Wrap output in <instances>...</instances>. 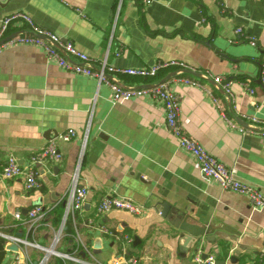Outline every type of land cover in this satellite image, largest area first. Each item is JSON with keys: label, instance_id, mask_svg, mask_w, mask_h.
I'll return each instance as SVG.
<instances>
[{"label": "crops", "instance_id": "0c3cea01", "mask_svg": "<svg viewBox=\"0 0 264 264\" xmlns=\"http://www.w3.org/2000/svg\"><path fill=\"white\" fill-rule=\"evenodd\" d=\"M16 12L72 42L94 59L95 68L104 60L136 69L178 61L200 74L184 73L181 78L205 81L201 86L172 82L181 98L180 125L208 153L235 167L241 182L264 195V135L232 130L213 98L241 126L248 127L244 116L264 120V0H153L149 5L144 0H0V25ZM18 28L25 26L10 32ZM239 28L243 35H236ZM249 38L257 44L251 45ZM113 76L123 86L146 88L171 79L175 70L146 79ZM216 77L231 81L232 102L214 83ZM111 98L107 86L61 69L40 48L17 45L0 54V169L9 156L30 166L31 156L51 140L63 156L60 163L35 168L38 189L28 191L23 177L0 178V232L50 250L62 230L55 251H74V236L65 240L63 214L55 226L52 212L36 232H31L26 214L34 206L54 211L60 205L64 213L88 131L80 183L89 194L75 227L94 261H111L119 250L118 239L129 235L133 242L128 253L139 264H194L198 252L225 264H264V209L253 208L248 197L203 177L199 164L179 148L168 129L160 102L141 97L112 104ZM69 129L76 137L63 142L60 137ZM111 192L144 208L140 216L113 211L97 219L115 238L83 226ZM15 213L22 218L16 219ZM176 214L190 224L214 221L242 236L226 249L219 236L213 243L205 238L195 242L174 226L170 217ZM17 246L26 252V264H40L46 255L37 247ZM6 252L3 264H12L18 252ZM55 259L65 264L53 255L47 264Z\"/></svg>", "mask_w": 264, "mask_h": 264}, {"label": "built area", "instance_id": "2783aa9c", "mask_svg": "<svg viewBox=\"0 0 264 264\" xmlns=\"http://www.w3.org/2000/svg\"><path fill=\"white\" fill-rule=\"evenodd\" d=\"M171 1V0H165ZM153 0H144V3L149 5ZM206 19L202 18L201 22L205 23ZM24 25L25 28H18L13 34L10 32L12 27H20ZM236 35H243V29L236 30ZM249 43L255 46L256 39L249 38ZM17 45H29L40 48L46 54L49 61L58 65L61 69L72 72L76 75H81L95 79L99 85L107 86L112 92L111 102L115 104L119 101H128L135 98L147 97L149 99L160 102L165 109V121L168 129L178 139L179 148L192 156L199 164L200 171L203 177L209 182H215L223 190L231 191L239 195L249 198L253 208L257 210L264 209V195L257 189L247 184H244L238 179L237 170L235 167H228L220 162L210 153H208L198 142L192 139L180 125V104L181 98L177 95L173 88L172 82H181L186 85L201 86L198 81H192L181 78L186 69H190L186 64L178 61L161 62L148 68H117L107 63L104 60L100 67L95 68L94 59L79 51L72 42L63 41V39L56 34L41 29L38 27L33 19L26 13L16 12L9 15L2 20L0 25V54L7 48ZM165 69H174L175 76L171 79L161 82L152 87L140 88L137 86L121 85L113 75L128 76L134 78H152L156 77L158 73ZM214 83L219 85L224 91L226 99L229 102L233 100V93L231 90V81L224 77L214 78ZM264 85V79H262ZM247 87V85H246ZM253 94V90L249 91ZM214 102L220 109L222 118L227 125L235 131L240 133H256L264 135V120L254 117H246L248 127L239 125L232 121L228 115L223 112L219 101L214 96ZM76 137V132L69 129L61 135L63 142H70ZM88 139V131H86L82 147L79 152L76 169L71 177L70 188L65 196L63 224H66L68 219H72L73 226H76V217L83 211L84 204L87 200L89 191L88 188L80 183V171L85 155V147ZM63 156L60 153L55 141L51 140L40 151L35 153L30 158V166H23L14 156H9L5 165L0 169V178L3 180H12L23 177L25 180V187L28 191L38 189L40 181L36 167L42 166L48 162L60 163ZM113 211L124 212L133 216H140L144 213V208L135 204L131 200L117 196L115 193H107L101 198V201L95 207V217L85 219L83 226L85 228H97L98 231L108 237H116L106 226L100 225L98 218L103 217ZM53 209L45 210L41 206L32 207L26 214L27 221L31 227V232H36L39 223L45 221L50 217ZM16 219H21V213H15ZM61 232L55 238L50 250L40 248L29 240H25L16 236H11L0 232V238L7 241V244H16L24 247H37L43 249L46 253L40 264H47L49 256L53 255L61 257L67 262L73 264H139L137 257L128 253L129 246H131L133 239L129 235H124L119 240L118 253L113 259L107 263H100L94 261L92 251L84 245L79 239L76 227L74 239L77 246L73 252L64 254L55 251V247L61 240ZM84 255V258L81 257ZM27 257L25 251H20L16 254L12 264H26ZM216 258L213 255H208L206 258L202 256L201 252L195 254L194 264H216Z\"/></svg>", "mask_w": 264, "mask_h": 264}, {"label": "water", "instance_id": "95a60500", "mask_svg": "<svg viewBox=\"0 0 264 264\" xmlns=\"http://www.w3.org/2000/svg\"><path fill=\"white\" fill-rule=\"evenodd\" d=\"M184 73L195 76L197 78H201L202 76L192 70L186 69ZM243 125L245 124L243 121H241ZM165 210L167 207H164ZM165 212L162 214V217H166L164 215ZM172 219V222L175 227L180 229L181 231L187 233L189 235V238H191L193 241L198 242L200 239L205 238L207 241L213 243L217 236H219L218 242L221 247L226 249L228 248V243H237L239 238H241L242 235H240L235 229H231L230 227H227L225 225L216 224L214 221L207 225L203 224H190L188 223L187 219H182L179 217L178 214L172 215L170 217ZM20 236V235H19ZM6 250L9 252H19V248L16 244H9L6 247ZM204 258L207 257L206 254L203 255ZM216 264H225L224 261H216Z\"/></svg>", "mask_w": 264, "mask_h": 264}, {"label": "trees", "instance_id": "16d2710c", "mask_svg": "<svg viewBox=\"0 0 264 264\" xmlns=\"http://www.w3.org/2000/svg\"><path fill=\"white\" fill-rule=\"evenodd\" d=\"M199 82L205 83V81H203V80H200ZM62 211H63L62 205H60L59 207H57L53 211V214H52L53 215V217H52L53 225L56 226V225H58L60 223L61 218H62V214H63ZM64 234L67 236L65 238L66 241L70 240L72 238V236L74 235V226H73L72 219H68L67 220V222H66V230H65ZM6 245H7V241L5 239H3V238H0V264H3L5 256L7 254ZM64 262H65V264H73V263H69L67 261H64ZM54 264H64V263L60 259H55L54 260Z\"/></svg>", "mask_w": 264, "mask_h": 264}]
</instances>
